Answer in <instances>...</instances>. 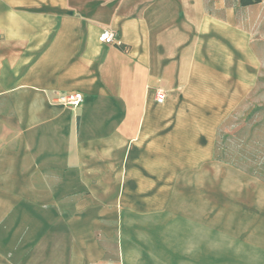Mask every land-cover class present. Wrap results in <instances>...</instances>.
<instances>
[{"label":"crops","instance_id":"crops-1","mask_svg":"<svg viewBox=\"0 0 264 264\" xmlns=\"http://www.w3.org/2000/svg\"><path fill=\"white\" fill-rule=\"evenodd\" d=\"M263 72L264 0H0V264H264L215 156Z\"/></svg>","mask_w":264,"mask_h":264},{"label":"rangeland","instance_id":"rangeland-1","mask_svg":"<svg viewBox=\"0 0 264 264\" xmlns=\"http://www.w3.org/2000/svg\"><path fill=\"white\" fill-rule=\"evenodd\" d=\"M215 156L264 181V72L254 91L218 127Z\"/></svg>","mask_w":264,"mask_h":264},{"label":"built area","instance_id":"built-area-1","mask_svg":"<svg viewBox=\"0 0 264 264\" xmlns=\"http://www.w3.org/2000/svg\"><path fill=\"white\" fill-rule=\"evenodd\" d=\"M99 39L102 42L113 44L116 41L115 32L110 29H104L101 32ZM58 99L67 105L78 106L84 100V95L81 91H72L59 95ZM165 99H166V92L162 89H158L156 92V101L163 102L165 101Z\"/></svg>","mask_w":264,"mask_h":264},{"label":"trees","instance_id":"trees-1","mask_svg":"<svg viewBox=\"0 0 264 264\" xmlns=\"http://www.w3.org/2000/svg\"><path fill=\"white\" fill-rule=\"evenodd\" d=\"M261 1H263V0H239V3L241 5H249V4L258 3Z\"/></svg>","mask_w":264,"mask_h":264}]
</instances>
